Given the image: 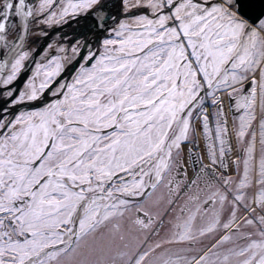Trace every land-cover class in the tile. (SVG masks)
<instances>
[{"label":"snow or ice","instance_id":"6c2138e0","mask_svg":"<svg viewBox=\"0 0 264 264\" xmlns=\"http://www.w3.org/2000/svg\"><path fill=\"white\" fill-rule=\"evenodd\" d=\"M0 264H264V0H0Z\"/></svg>","mask_w":264,"mask_h":264},{"label":"flooded vegetation","instance_id":"af4514ba","mask_svg":"<svg viewBox=\"0 0 264 264\" xmlns=\"http://www.w3.org/2000/svg\"><path fill=\"white\" fill-rule=\"evenodd\" d=\"M195 171H189V178H195L194 175ZM163 196H167V189L164 187H161L160 189H157L154 194L146 195L143 200H139L138 205L133 206L128 212L125 213V216L123 220L121 221L122 229L129 233L137 242H143L145 247L158 242L162 238L165 237V231L163 225L159 223L161 215L164 214L166 205L162 203H158L159 198ZM137 207H139L140 211L137 212ZM169 213L171 210H168ZM147 216H152L155 221H157L156 224L153 225V229H158V231H155L153 229L149 230H141L134 221L136 219H142L147 221ZM168 216H164V222L166 224L168 220ZM211 240V237L206 238L203 241V244L207 245L209 244V241ZM199 246V245H198Z\"/></svg>","mask_w":264,"mask_h":264},{"label":"water","instance_id":"95a60500","mask_svg":"<svg viewBox=\"0 0 264 264\" xmlns=\"http://www.w3.org/2000/svg\"><path fill=\"white\" fill-rule=\"evenodd\" d=\"M66 29H67V27L60 29V31L66 33V31H67ZM32 31L35 32V31H37V30L33 28ZM55 36H56V31H52L51 34H50V36H49V40H51V39H52L53 37H55ZM39 42H40V41L38 40V43H39ZM32 66H34V62H33V63H30V64L28 65V67H27V69H26V71L28 72V74H29V72H30Z\"/></svg>","mask_w":264,"mask_h":264},{"label":"bare ground","instance_id":"6f19581e","mask_svg":"<svg viewBox=\"0 0 264 264\" xmlns=\"http://www.w3.org/2000/svg\"><path fill=\"white\" fill-rule=\"evenodd\" d=\"M67 31H66V33L70 36L72 33H71V29L70 28H67L66 29ZM32 67H34V66H32ZM31 73V70H30V72H29V74ZM230 120H231V117L229 118ZM189 167V166H188Z\"/></svg>","mask_w":264,"mask_h":264},{"label":"rangeland","instance_id":"374dc122","mask_svg":"<svg viewBox=\"0 0 264 264\" xmlns=\"http://www.w3.org/2000/svg\"><path fill=\"white\" fill-rule=\"evenodd\" d=\"M257 107L259 108V99L257 100ZM258 154H259V143H257V155Z\"/></svg>","mask_w":264,"mask_h":264}]
</instances>
